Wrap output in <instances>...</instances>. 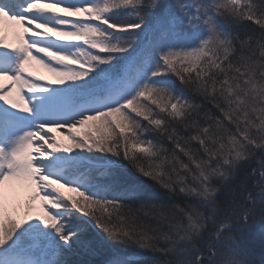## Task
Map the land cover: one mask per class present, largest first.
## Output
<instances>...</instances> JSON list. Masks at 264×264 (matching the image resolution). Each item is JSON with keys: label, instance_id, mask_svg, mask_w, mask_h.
<instances>
[{"label": "snow or ice", "instance_id": "snow-or-ice-1", "mask_svg": "<svg viewBox=\"0 0 264 264\" xmlns=\"http://www.w3.org/2000/svg\"><path fill=\"white\" fill-rule=\"evenodd\" d=\"M0 264H264V0H0Z\"/></svg>", "mask_w": 264, "mask_h": 264}, {"label": "rangeland", "instance_id": "rangeland-1", "mask_svg": "<svg viewBox=\"0 0 264 264\" xmlns=\"http://www.w3.org/2000/svg\"><path fill=\"white\" fill-rule=\"evenodd\" d=\"M9 40H11V36H9ZM41 75H44L46 78H50L48 77L46 73H43L42 71L40 72ZM57 139L60 140L61 142L66 143V141L63 139V136L60 133H56ZM72 195V193H70Z\"/></svg>", "mask_w": 264, "mask_h": 264}]
</instances>
